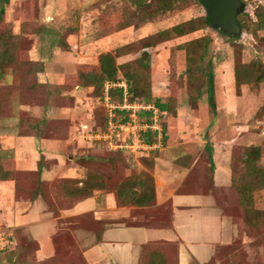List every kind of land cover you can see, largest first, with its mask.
<instances>
[{
    "label": "crops",
    "instance_id": "0c3cea01",
    "mask_svg": "<svg viewBox=\"0 0 264 264\" xmlns=\"http://www.w3.org/2000/svg\"><path fill=\"white\" fill-rule=\"evenodd\" d=\"M60 31V36L50 33L58 40L55 45L64 47L63 52L53 49L51 40L38 34L33 35L28 57L43 65L37 74L39 84L65 88L62 107L21 105L16 91L14 113L4 122L1 132V139L11 140L10 146L1 148L2 159L11 161L19 173L35 175L39 171L40 181L48 184L86 177L85 169L77 164V156L72 155L71 145L79 140L75 130L82 129V124L72 119L71 113L77 109L80 95H88L94 108V88L81 87L78 75L83 66L98 69L102 55L92 61L83 56L77 58L72 49L78 40L65 35L66 30ZM13 76L8 70L5 82ZM107 82L112 81L104 84ZM152 83L153 95L159 98L162 89L153 76ZM93 108L89 112L91 119ZM240 108V101L222 100L213 119L207 118L209 130L204 133L202 129L195 136L187 130L192 123L202 122L199 107L178 109L171 131L165 133L162 150L145 156L153 160L150 174L155 193L151 206L121 207L113 193L95 191L90 198L54 211L42 194L29 195L18 190L14 181H6L0 183V188L7 184L0 189V225L20 230L36 242L38 262L51 259L55 254L54 238L69 232L85 264H208L220 248L236 238V224L225 213L222 200L231 193L234 149L250 146L238 114ZM22 111L35 119L64 123L65 133L54 140L19 137L17 125ZM184 112L186 116L182 115ZM62 115L63 118L57 117ZM170 248L174 250V260L170 259Z\"/></svg>",
    "mask_w": 264,
    "mask_h": 264
},
{
    "label": "rangeland",
    "instance_id": "374dc122",
    "mask_svg": "<svg viewBox=\"0 0 264 264\" xmlns=\"http://www.w3.org/2000/svg\"><path fill=\"white\" fill-rule=\"evenodd\" d=\"M166 1L9 0L6 4L4 0H0V10H2L0 11V52L9 51V48L2 51L8 37L35 40L33 35L38 34L44 36L46 40L50 39L53 49L64 51L62 45L59 43L55 45L58 41L55 35L58 36L62 25H65L60 33L67 32L65 35L74 36L78 40L72 49L73 55L77 58L83 56L87 61H92L100 54L109 51L119 56L128 53L130 56L119 59L120 64L134 60L136 68L140 70L143 68L141 71L145 72V83L148 86L150 77H154L155 84L162 89L159 92L160 97L155 99L162 104L170 101V112L165 113L163 118L165 133L171 131V123L176 118L178 109L189 110L199 107L202 122L196 125L192 123L187 130L194 136L201 133L202 129L206 133L209 130L208 119H213L216 115L209 106L208 99L207 76L212 73L214 107L216 108L222 100L235 103L240 101L241 108L237 112L243 121L241 124L247 135L248 145L264 149V81L242 86L238 95L234 79V69L237 64L250 67L249 70H253L254 76L264 73V31L261 32L256 24V14L264 10L262 4L264 0H242L246 8L239 19L244 29L240 38L236 40L229 39L207 27L206 12L198 0L200 4L196 0H169L172 1L173 9L164 13ZM191 20H195V28L200 30L183 38H168L160 34ZM28 26L34 31L30 35L26 33L29 30H25ZM99 27L101 28L98 29ZM146 43L158 45L143 55L141 49ZM27 45L26 43L23 47ZM11 78L7 83L5 77L0 80V96L2 100L9 101L7 107L10 115H13L15 105L13 101L16 100L17 92H13L12 89L17 78L14 76ZM78 97L81 101L71 116L82 124V129L75 130L79 140H75L71 145L74 148L72 155L80 157L79 155H86V151L90 150L104 156L103 159L117 157L119 167L102 168L110 177V181L114 178L118 183L123 179V174H130L126 171L128 169L136 176L146 178L147 165L150 163L149 160H145V156L151 152L139 151L131 157L127 154L115 156L117 153L109 150L102 142L93 141L94 139L91 140L89 136L87 139L86 134L92 129L93 124L89 115L93 105L91 106L88 95ZM114 99L120 101L119 94H115ZM100 103L101 101L98 105L97 125L102 126L104 118ZM182 115L186 116L187 113L184 112ZM57 117L63 118L64 115ZM144 117L148 118L145 114ZM118 118L119 121H123L124 115L119 113ZM59 133L63 136L65 128L59 129ZM10 142L11 140L1 139V146H10ZM145 161L147 165L144 164ZM257 166L264 168V155L258 160ZM242 176L248 175L243 173ZM250 178L253 180L250 181L249 177L245 179L241 177V181L238 179L236 186L254 185L258 182L257 177ZM2 187L6 188L7 184H2L0 189ZM222 204L225 213L236 224V238L230 245L220 248L208 264H264V189L254 191L252 205L250 201H246V206H241L236 194L224 196ZM0 237L11 247V249L4 248L0 240V264H84L69 232H61L54 238L56 257L46 262H38L35 243L20 230H10L0 225ZM169 252L171 259L174 260L173 248H170Z\"/></svg>",
    "mask_w": 264,
    "mask_h": 264
},
{
    "label": "trees",
    "instance_id": "16d2710c",
    "mask_svg": "<svg viewBox=\"0 0 264 264\" xmlns=\"http://www.w3.org/2000/svg\"><path fill=\"white\" fill-rule=\"evenodd\" d=\"M7 4L9 0H4ZM197 1V0H196ZM242 1V0H240ZM198 2V1H197ZM243 2V1H242ZM199 3V2H198ZM244 3V2H243ZM200 4V3H199ZM173 9L172 1L167 0L165 4L164 13ZM2 11V10H0ZM240 17V16H239ZM237 18V22L240 24V19ZM256 24L261 32L264 31V10L256 14ZM205 22L207 27H209V19L205 17ZM107 25V24H106ZM243 33V26L240 24ZM105 27V26H104ZM109 27V26H106ZM29 30V35L34 32L31 30V26L25 27ZM30 28V29H29ZM99 27L98 29H100ZM128 28V27H127ZM126 28V29H127ZM40 29V28H39ZM200 29L195 28V20L188 21L184 24H180L172 27L166 31L161 32V35H166L171 38H183L186 37ZM37 33V31H36ZM159 34V33H158ZM157 34V35H158ZM160 35V36H161ZM14 36V35H13ZM159 36V35H158ZM229 39H239L240 37H227ZM8 39V40H7ZM6 46L2 49L9 48V51L0 52V80L5 76L8 70H11L15 77H18L17 85L12 89L19 92V103L24 106H40L44 109L49 108H61L64 101V87L56 88L51 87L46 84H39L37 80V74L41 72L43 65L40 63H34L29 60L28 51L32 46V40L30 38L27 40L13 39L8 37ZM168 41V40H167ZM164 41V42H167ZM196 42V41H194ZM26 43L27 47H23ZM193 44V42H191ZM129 45V44H128ZM126 45V46H128ZM158 44L152 43L147 45V43L142 47L143 55L156 47ZM130 56V54L125 53V55L119 56L117 53L111 54L106 53L102 54L99 57V67L95 69L92 66H83L81 67V72L78 75L79 81L78 84L81 87H93L94 91L92 98L94 99L95 106L93 108V124L92 129H89L90 134H95L98 131L104 132L107 127V115L102 106L103 101V88L105 81H112L116 83L118 80H123L128 86V91L130 94L131 102L138 103H153L155 104L164 114H169L170 112V101L162 104L155 99L152 90V77H150V87L145 83V72L141 71L139 68L134 66V60L118 65L117 59ZM136 60V59H135ZM239 63V62H238ZM237 64V63H236ZM250 67H247L243 64L235 65L234 69V79L236 85V93L239 95L242 86L252 84L253 82L259 83L264 81V73H259L257 76L253 75V70H249ZM121 76L118 78V76ZM251 76V78H250ZM254 78L255 80H253ZM213 75L209 73L207 76V85H208V99L209 106L212 110L215 111L213 103ZM245 79V80H244ZM103 86V87H102ZM102 90V91H101ZM115 94H119L120 101H122L123 90L114 89L110 91V96L114 99ZM8 98V94L6 96ZM6 98V99H7ZM101 101V106L103 109V125H97V113L98 105ZM9 101L1 99L0 96V183L6 181H14L18 190L24 191L32 195L34 193L42 194L48 202V206L53 208L56 211V208L64 209L69 206H72L75 202L83 199L90 198L95 191H103L106 193H113L116 195L118 200V205L121 207L125 206H134L138 207L139 205L146 207L151 206V203L154 201V180L150 174L153 170V160H149L150 165H147L148 173H146V178L140 175H135L129 169L126 170L130 174H123V179L115 182L114 178L110 181V177L107 175L106 171H103L102 168L117 166L119 159H114L113 157H106L98 155L93 151H86V155L77 156V164L85 169L86 177L83 180H59L53 184H48L40 181V172L38 171L35 175L19 173L14 170L13 163L11 161H4L1 157V132L3 130V125L6 120L11 118L9 112ZM195 108V107H194ZM192 108V109H194ZM123 114L125 118V113L117 112V114ZM146 115V114H145ZM149 117L151 115L147 114ZM115 122H124L115 119ZM164 123V122H163ZM64 123H56L52 120L46 118H32L28 112H20L18 118L17 131L19 137H31L37 140H54L59 138V129L64 128ZM163 135L165 139V125L162 124ZM156 133H148L142 139L143 142L147 144H153L157 141ZM163 139V143H164ZM104 144V143H103ZM106 146V145H105ZM158 151V150H157ZM117 153L115 156H120L121 154H127L130 157L132 154L125 151H113ZM153 151L151 153H154ZM264 155V149L262 147H247V148H236L232 154V181H231V195L236 194L240 205L245 207L246 201H252V195L254 191L264 189V168L257 166L258 160ZM116 167V168H117ZM125 171V173H127ZM247 174V177H243L242 174ZM260 176V177H258ZM248 178L252 181L253 178L257 177L258 182L254 185L249 184L248 186L240 185L236 186L238 179ZM110 181V182H109ZM241 181V179H240ZM82 183V187H79V184ZM110 183V184H108ZM53 199V201H52ZM252 205V204H251ZM250 205V206H251ZM71 236V235H70ZM72 238V237H71ZM73 239V238H72ZM74 241V240H73ZM34 242V241H33ZM36 245V252L38 250V244ZM75 243V242H74ZM76 246V244H74ZM54 256L46 261H50L56 257V245ZM77 248V246H76ZM147 248V247H146ZM146 248L144 250H146ZM78 250V248H77ZM12 252V251H10ZM35 252V253H36ZM79 252V250H78ZM36 255V254H35ZM80 259L82 256L79 252ZM171 259V257H170ZM43 261V262H46ZM85 264L84 260L82 259Z\"/></svg>",
    "mask_w": 264,
    "mask_h": 264
},
{
    "label": "built area",
    "instance_id": "2783aa9c",
    "mask_svg": "<svg viewBox=\"0 0 264 264\" xmlns=\"http://www.w3.org/2000/svg\"><path fill=\"white\" fill-rule=\"evenodd\" d=\"M114 89L123 90L122 101L117 102L110 96V91ZM102 106L107 115V127L104 132L89 134L91 140L104 143L111 151H125L132 155L139 151L150 153L162 150L164 139L162 124L165 114L153 103L131 102L125 81L118 80L116 83L104 84ZM117 112L126 114L124 122H115V119H118ZM144 114L151 115L149 120ZM148 133L157 134L155 143L147 144L142 141ZM0 240L4 248L11 249L6 240L2 237Z\"/></svg>",
    "mask_w": 264,
    "mask_h": 264
},
{
    "label": "water",
    "instance_id": "95a60500",
    "mask_svg": "<svg viewBox=\"0 0 264 264\" xmlns=\"http://www.w3.org/2000/svg\"><path fill=\"white\" fill-rule=\"evenodd\" d=\"M209 19V27L226 37H240L242 28L237 18L246 6L240 0H198Z\"/></svg>",
    "mask_w": 264,
    "mask_h": 264
}]
</instances>
